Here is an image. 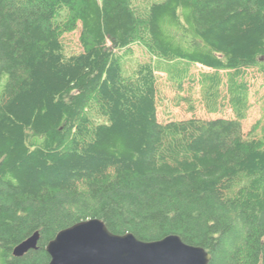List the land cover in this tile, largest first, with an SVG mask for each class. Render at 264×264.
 I'll return each mask as SVG.
<instances>
[{
    "label": "trees",
    "instance_id": "1",
    "mask_svg": "<svg viewBox=\"0 0 264 264\" xmlns=\"http://www.w3.org/2000/svg\"><path fill=\"white\" fill-rule=\"evenodd\" d=\"M144 1L0 0V264H49L47 243L91 219L178 236L208 264H264V123L242 131L246 76L264 78V0ZM75 30L83 54L66 57ZM134 45L149 59L126 73ZM192 65L211 71L206 111L232 118L159 122L157 73L184 91Z\"/></svg>",
    "mask_w": 264,
    "mask_h": 264
},
{
    "label": "water",
    "instance_id": "2",
    "mask_svg": "<svg viewBox=\"0 0 264 264\" xmlns=\"http://www.w3.org/2000/svg\"><path fill=\"white\" fill-rule=\"evenodd\" d=\"M38 232L18 244L14 257L36 249ZM45 251L49 264H208L204 249L184 244L178 236L144 242L132 234H112L98 219L82 221L59 231Z\"/></svg>",
    "mask_w": 264,
    "mask_h": 264
},
{
    "label": "rangeland",
    "instance_id": "3",
    "mask_svg": "<svg viewBox=\"0 0 264 264\" xmlns=\"http://www.w3.org/2000/svg\"><path fill=\"white\" fill-rule=\"evenodd\" d=\"M138 3L144 5V0H137ZM161 1V0H156ZM79 30H75L70 34H66L60 41L63 48V54L66 57H80L82 56V50L78 41ZM51 49H59V44L55 43ZM133 53L125 58L123 65L126 73L131 71L138 62L146 61L149 59V55L146 51L138 46L132 47ZM211 72L210 70L200 66L192 65L189 67L190 78L193 81L185 82L184 91L177 90L170 81L165 73L158 72V90H159V101L157 107V117L159 122L172 121V120H186L191 117H196L205 120H211L216 118H232L233 114L230 108L225 105L222 107L219 113L211 114L208 113L203 104V92L199 84L201 74ZM223 74V73H222ZM246 82L249 86V106L247 111V117L242 123V131L245 135L251 133L252 127L257 123H264V78L256 72L249 71L246 76ZM189 85H192L189 88ZM223 95L225 94L224 89L222 90ZM189 97L192 104L193 110L190 112L188 103H185L183 98ZM261 129H258L255 133L260 135Z\"/></svg>",
    "mask_w": 264,
    "mask_h": 264
}]
</instances>
